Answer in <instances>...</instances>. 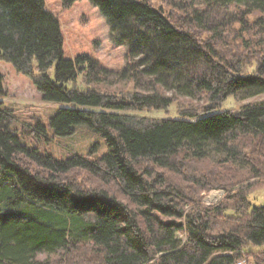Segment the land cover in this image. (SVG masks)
Wrapping results in <instances>:
<instances>
[{
    "label": "trees",
    "instance_id": "16d2710c",
    "mask_svg": "<svg viewBox=\"0 0 264 264\" xmlns=\"http://www.w3.org/2000/svg\"><path fill=\"white\" fill-rule=\"evenodd\" d=\"M196 1L177 12L89 0L127 47L116 72L87 55L65 58L44 0H0V61L43 101L72 105L49 119L53 135L86 125L107 146L95 160L40 156L0 99V264H264V205L248 199L264 189V101L221 108L264 94V0ZM123 80L132 89L107 86ZM173 104L179 117L144 114ZM24 128L46 135L39 121ZM213 189L224 197L203 204Z\"/></svg>",
    "mask_w": 264,
    "mask_h": 264
},
{
    "label": "rangeland",
    "instance_id": "374dc122",
    "mask_svg": "<svg viewBox=\"0 0 264 264\" xmlns=\"http://www.w3.org/2000/svg\"><path fill=\"white\" fill-rule=\"evenodd\" d=\"M149 1L156 8L161 7L165 11L175 9L179 12L176 9L180 7V3L184 0ZM44 3L46 8L59 20L63 35V55L65 58L72 59L78 55H87L113 71L118 72L124 68L127 47L125 45L118 46L112 42L107 20L89 0H76L69 7H64L60 0H44ZM195 3L200 4L198 0ZM0 74L3 77L6 90L5 96L0 99L4 106L11 109L15 114L16 120L10 126L17 131V136L26 149L36 151L40 156L50 155L58 160H66L74 156L95 160L106 153L107 146L104 138L86 125L73 126L72 133L67 136L53 135L49 127V119L58 110L72 107L71 104L43 101L30 79L16 72L8 62L0 61ZM107 86L111 90L117 88L132 89L130 81L126 80L116 83L114 86ZM167 94H171V90H167ZM261 101H264V94L246 100L229 98L221 104V108L239 110L246 104ZM144 114L158 118L179 117L175 104L167 110L145 112ZM36 121L44 125L45 136L38 138L33 131L24 128L25 124L34 125ZM22 155L26 156L24 153ZM24 158V161L29 160L35 164L33 159ZM73 173L82 183L83 179L86 180L85 186H93L91 185L92 182L87 180L85 172L74 170ZM253 181L257 180L251 182ZM202 195V203L208 206L216 204L224 197L223 191L220 189L209 190L203 192ZM248 199L253 206L264 205V189L252 191L249 193ZM178 238L184 239L181 236H178ZM49 256L52 255L40 253L37 258L43 260Z\"/></svg>",
    "mask_w": 264,
    "mask_h": 264
},
{
    "label": "built area",
    "instance_id": "2783aa9c",
    "mask_svg": "<svg viewBox=\"0 0 264 264\" xmlns=\"http://www.w3.org/2000/svg\"><path fill=\"white\" fill-rule=\"evenodd\" d=\"M235 264H254L250 259L241 258Z\"/></svg>",
    "mask_w": 264,
    "mask_h": 264
},
{
    "label": "crops",
    "instance_id": "0c3cea01",
    "mask_svg": "<svg viewBox=\"0 0 264 264\" xmlns=\"http://www.w3.org/2000/svg\"><path fill=\"white\" fill-rule=\"evenodd\" d=\"M256 250H258V251H259V250H260V248H256Z\"/></svg>",
    "mask_w": 264,
    "mask_h": 264
}]
</instances>
